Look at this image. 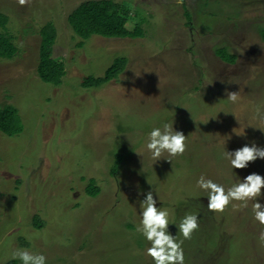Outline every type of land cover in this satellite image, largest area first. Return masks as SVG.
<instances>
[{
  "label": "rangeland",
  "instance_id": "374dc122",
  "mask_svg": "<svg viewBox=\"0 0 264 264\" xmlns=\"http://www.w3.org/2000/svg\"><path fill=\"white\" fill-rule=\"evenodd\" d=\"M89 1L102 0H0L19 49L0 58V106L17 108L23 124L14 137L0 131V264L19 260L18 249L43 254L46 264H155L151 242L136 230L148 191L169 210L184 264H264L255 201L210 212L197 186L201 176L226 190L264 176V159L235 169L225 155L264 148V0H112L128 9L121 25L133 32L138 23L140 38L82 40L68 17ZM50 22L53 56L66 68L60 86L38 71L40 31ZM110 69L122 73L85 88L84 79ZM229 92L239 93L235 103ZM164 123L185 134L187 149L153 160L148 136ZM257 202L264 205V194ZM188 213L199 228L185 240L178 225Z\"/></svg>",
  "mask_w": 264,
  "mask_h": 264
},
{
  "label": "clouds",
  "instance_id": "9594fccd",
  "mask_svg": "<svg viewBox=\"0 0 264 264\" xmlns=\"http://www.w3.org/2000/svg\"><path fill=\"white\" fill-rule=\"evenodd\" d=\"M27 2L28 0H18L21 6ZM177 3L183 4L184 0H177ZM238 98V92L228 93L227 99L233 103ZM146 147L153 160H160L164 153H167L169 157H176L183 155L187 149L186 136L181 131L173 130L171 124L164 123L162 128L152 129ZM225 155L233 168L244 169L249 162H254L258 158L264 159V148L255 144L245 145ZM197 186L207 193L209 200L207 208L210 212L222 213L232 201L242 202L244 208L248 207L249 201H255L252 204L254 218L264 225V205L257 202V198L264 194L262 193L264 176L257 173L249 174L227 190L223 185L201 176ZM233 207L237 208L240 205H233ZM140 208L142 219L136 230L151 242V247L147 248V255L155 261V264H184L183 240L178 241L177 237L169 232V210L157 207V200L154 199L152 191H148L145 198L140 201ZM198 220L199 217L191 213L182 218L178 231L185 240L191 239L193 232L199 228ZM259 240L264 243V231H261ZM13 259H19L22 264H46V257L43 254H34L26 249L16 250L13 253Z\"/></svg>",
  "mask_w": 264,
  "mask_h": 264
},
{
  "label": "trees",
  "instance_id": "16d2710c",
  "mask_svg": "<svg viewBox=\"0 0 264 264\" xmlns=\"http://www.w3.org/2000/svg\"><path fill=\"white\" fill-rule=\"evenodd\" d=\"M128 13V9L125 6L121 3L116 4L112 0L89 1L80 4L68 17V21L74 27L73 31L76 36L82 40H87L95 35L104 38H140L141 30L138 27V23L135 25L137 26V30L132 32L127 29L125 24L121 25L119 22L120 18L126 20ZM105 17L108 18L107 22L103 21ZM9 23L10 17L0 12V28L3 31L0 33V58L12 60L19 52V49L14 43L15 37L9 31ZM54 25V23L50 22L40 31L42 42L38 71L44 82L60 86L63 77L66 75V68L60 59L53 56L54 44L57 37ZM222 58L225 61H231L233 64L237 61L236 55L228 56L225 54ZM121 73L120 69L116 73L110 69L105 76L98 79L92 77L84 79V86L85 88H99L118 78V75ZM0 131L9 137H14L23 131L22 119L17 108L14 106H0ZM118 160L122 161L120 156ZM112 172L114 175H117L119 169H113ZM87 189L93 197H97L101 193V187L94 179L89 180ZM35 222L38 228H42L40 219H35ZM7 264H21V262L19 260H12Z\"/></svg>",
  "mask_w": 264,
  "mask_h": 264
}]
</instances>
